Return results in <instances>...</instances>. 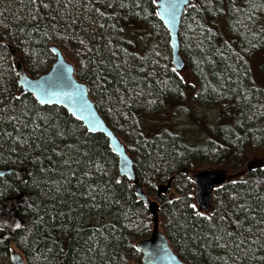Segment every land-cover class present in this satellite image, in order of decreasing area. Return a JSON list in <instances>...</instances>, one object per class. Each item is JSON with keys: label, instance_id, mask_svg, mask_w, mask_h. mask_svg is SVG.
Returning <instances> with one entry per match:
<instances>
[{"label": "trees", "instance_id": "16d2710c", "mask_svg": "<svg viewBox=\"0 0 264 264\" xmlns=\"http://www.w3.org/2000/svg\"><path fill=\"white\" fill-rule=\"evenodd\" d=\"M234 12L247 17L255 42L239 34ZM181 22L188 83L170 63L155 0H0V167L12 168L0 176V264L9 263L11 246L24 264H137L135 244L152 229L107 138L17 85L10 51L37 76L54 60L51 43L125 144L178 257L186 264H264V165L245 162L264 148V0H194ZM188 101L216 110L205 146L178 131L146 135L144 117L170 114L168 108L192 115ZM206 158L243 173L216 187L203 212L188 171ZM169 178L168 191L157 196Z\"/></svg>", "mask_w": 264, "mask_h": 264}, {"label": "water", "instance_id": "95a60500", "mask_svg": "<svg viewBox=\"0 0 264 264\" xmlns=\"http://www.w3.org/2000/svg\"><path fill=\"white\" fill-rule=\"evenodd\" d=\"M193 1L155 0V12L159 13L157 17L168 33L170 63L178 72L186 66V60L180 52L179 27L186 6ZM50 51L54 55L50 68L37 76L30 75L18 57L12 50L10 51L11 57L16 62L17 85L21 91L29 92L38 104L60 106L78 119L88 132H100L107 138L111 150L117 157L119 176L126 177L133 183L137 197L143 200L151 214L150 235L138 240L135 244L140 253V262L137 264H186L173 251L165 234L159 230L158 202L151 200L143 191L135 175L133 158L126 150L125 144L101 116L94 100L88 94V84L75 76L73 64L66 59L56 44H50ZM262 164L264 165V160ZM11 171V167H0V176ZM191 178L195 205L203 212H207L212 206L214 189L229 179L225 170L211 168L198 169L192 172ZM170 180L171 178L165 183L158 184L157 196L169 189ZM11 234L12 231H5V238ZM8 264H24V259L19 253L13 252L9 256Z\"/></svg>", "mask_w": 264, "mask_h": 264}, {"label": "rangeland", "instance_id": "374dc122", "mask_svg": "<svg viewBox=\"0 0 264 264\" xmlns=\"http://www.w3.org/2000/svg\"><path fill=\"white\" fill-rule=\"evenodd\" d=\"M234 19H237V23L240 25H237L235 28H239V34L242 36V38L245 39V42L251 43L255 42L252 38L251 33L248 31L249 26L247 17L242 16L240 19V15L236 12L233 13ZM182 23V22H181ZM180 23V24H181ZM181 26V25H180ZM191 36L196 38L197 35L193 31L191 33ZM178 74L184 78L185 82L188 83L192 78L191 71L188 68L187 64L183 68L182 71L178 72ZM195 92V90H194ZM193 94V92H192ZM190 103L191 108V114L192 115H185L181 112H173L172 109L168 108L167 113H163L160 115H149L148 117H144V123H141L142 129L145 131L147 136H151L154 133H157L161 131L162 129H165L169 132H180L181 135L184 137L185 140L189 141L190 143L197 144L199 146H205L206 139L208 138L209 130L208 128H214L217 119L215 117L216 110L213 109L214 114L210 112V108L212 106H208L203 103H192V101H188ZM170 110V111H169ZM184 116H186L184 118ZM210 126V127H206ZM210 155V153H207ZM255 157V158H254ZM260 164L261 161L264 160V148H258L256 149L255 155H245V162L246 164H254L255 161ZM201 168H211V169H223L228 174L229 179H235L242 175L243 171L236 172L227 170L223 167V162L220 165H217L213 161L206 158V160L203 159H197V161H194V163L191 166V170L188 171V174L192 176V172L201 169ZM168 191V190H167ZM166 191V192H167ZM165 192V193H166ZM159 228V224H158ZM160 230V229H159ZM10 252H17L21 255L20 251L15 247L11 246ZM23 258V257H22Z\"/></svg>", "mask_w": 264, "mask_h": 264}, {"label": "snow or ice", "instance_id": "6c2138e0", "mask_svg": "<svg viewBox=\"0 0 264 264\" xmlns=\"http://www.w3.org/2000/svg\"><path fill=\"white\" fill-rule=\"evenodd\" d=\"M45 7H48V5H44ZM157 15H159V13H157ZM18 99V98H17ZM44 101H43V99H41V103H43ZM10 119V118H9ZM65 163H67V161H65ZM41 171H44V169H41ZM119 181H117V183H118ZM193 207H195L194 205H193ZM200 215H204L203 213H200ZM240 223L241 222H239V221H237V224L238 225H240ZM17 227H19V225H17ZM229 235H231V233H229Z\"/></svg>", "mask_w": 264, "mask_h": 264}, {"label": "flooded vegetation", "instance_id": "af4514ba", "mask_svg": "<svg viewBox=\"0 0 264 264\" xmlns=\"http://www.w3.org/2000/svg\"><path fill=\"white\" fill-rule=\"evenodd\" d=\"M2 230H3V232H4V231H7L3 226H2Z\"/></svg>", "mask_w": 264, "mask_h": 264}]
</instances>
